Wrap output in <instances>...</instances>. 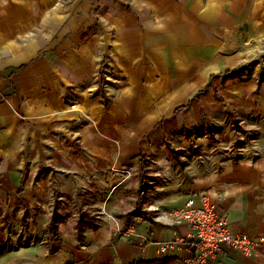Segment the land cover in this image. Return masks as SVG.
<instances>
[{
  "label": "crops",
  "instance_id": "0c3cea01",
  "mask_svg": "<svg viewBox=\"0 0 264 264\" xmlns=\"http://www.w3.org/2000/svg\"><path fill=\"white\" fill-rule=\"evenodd\" d=\"M262 38L264 0H0V259L176 264L169 213L200 195L264 235Z\"/></svg>",
  "mask_w": 264,
  "mask_h": 264
},
{
  "label": "built area",
  "instance_id": "2783aa9c",
  "mask_svg": "<svg viewBox=\"0 0 264 264\" xmlns=\"http://www.w3.org/2000/svg\"><path fill=\"white\" fill-rule=\"evenodd\" d=\"M117 171V169H116ZM127 177L128 170L123 171ZM202 205L196 206L194 199L186 200L180 207L169 213L175 222H185L188 230L179 241H188L190 254L176 264H207L215 258L220 245H225L245 257L257 254L264 247V235L256 238L248 234L234 233L228 225L226 216L217 214L215 205L209 204L205 196L200 195ZM178 239L159 242L158 252L162 254L179 243Z\"/></svg>",
  "mask_w": 264,
  "mask_h": 264
},
{
  "label": "rangeland",
  "instance_id": "374dc122",
  "mask_svg": "<svg viewBox=\"0 0 264 264\" xmlns=\"http://www.w3.org/2000/svg\"><path fill=\"white\" fill-rule=\"evenodd\" d=\"M262 40H264V38H262ZM264 46V43H262V44H260L259 45V48L258 49H260L261 47H263ZM257 49V50H258ZM253 55V54H252ZM251 55V56H252ZM250 56V57H251ZM250 57L248 58V59H246L245 60V65H247V66H249L248 64H246V61L247 60H249L250 59ZM264 61H262V62H260L259 64H262ZM132 173V172H131ZM146 173H147V171H145L144 170V177H145V179H140V176H139V174H137L138 175V177H139V179L138 180H136V182L138 183V186L139 185H142V184H146ZM135 208H132V210H134ZM123 214V218H124V221H122L121 220V222L122 223H125V222H127V221H129L130 220V218L129 217H127L129 214H131V212H123L122 213ZM16 230L15 229H11V230H9L8 231V234L6 235V234H0V249L2 250V253L3 254H6L7 253V255H8V253L11 255V251L12 250H14V249H16L18 246H19V244L18 243H16L15 242V239H16V235L14 234V232H15ZM4 256L3 258H1L0 259V261H3V262H7L6 261V259H8V256ZM9 261H10V263L12 264V261L10 260V259H8Z\"/></svg>",
  "mask_w": 264,
  "mask_h": 264
},
{
  "label": "water",
  "instance_id": "95a60500",
  "mask_svg": "<svg viewBox=\"0 0 264 264\" xmlns=\"http://www.w3.org/2000/svg\"><path fill=\"white\" fill-rule=\"evenodd\" d=\"M264 61V46L256 50L249 60L246 61V64L253 65Z\"/></svg>",
  "mask_w": 264,
  "mask_h": 264
},
{
  "label": "trees",
  "instance_id": "16d2710c",
  "mask_svg": "<svg viewBox=\"0 0 264 264\" xmlns=\"http://www.w3.org/2000/svg\"><path fill=\"white\" fill-rule=\"evenodd\" d=\"M78 231V236L81 237L82 233H81V226H78L77 228ZM131 264H163L162 262H147V261H135Z\"/></svg>",
  "mask_w": 264,
  "mask_h": 264
}]
</instances>
